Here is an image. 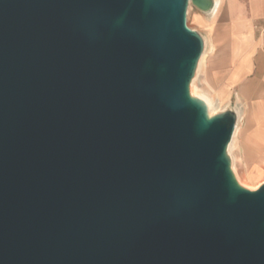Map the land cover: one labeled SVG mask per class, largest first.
Here are the masks:
<instances>
[{
  "label": "water",
  "instance_id": "95a60500",
  "mask_svg": "<svg viewBox=\"0 0 264 264\" xmlns=\"http://www.w3.org/2000/svg\"><path fill=\"white\" fill-rule=\"evenodd\" d=\"M216 0H0V264H264L235 107L191 92Z\"/></svg>",
  "mask_w": 264,
  "mask_h": 264
},
{
  "label": "crops",
  "instance_id": "0c3cea01",
  "mask_svg": "<svg viewBox=\"0 0 264 264\" xmlns=\"http://www.w3.org/2000/svg\"><path fill=\"white\" fill-rule=\"evenodd\" d=\"M216 1L211 13L191 6L189 22L213 38L228 69L215 92L243 111L234 150L248 165L252 151L264 150V0Z\"/></svg>",
  "mask_w": 264,
  "mask_h": 264
},
{
  "label": "rangeland",
  "instance_id": "374dc122",
  "mask_svg": "<svg viewBox=\"0 0 264 264\" xmlns=\"http://www.w3.org/2000/svg\"><path fill=\"white\" fill-rule=\"evenodd\" d=\"M189 25L194 27L192 24H190V22ZM202 33L204 34L206 32ZM204 36H208L207 38L209 40V45L207 55L201 69L202 71L200 72L199 78L196 82L195 92H197L198 94L203 91L209 92L213 97L219 98L223 102L224 107L236 108L235 103H232L228 98L223 100L222 96L220 94L217 95L215 92L225 79L224 74L226 73V71H228V69L222 68V65H224L222 62L223 59L221 56L215 53L213 38L207 34H205ZM199 82L201 83V85ZM233 154L236 158L237 172L245 183L256 187L259 183L262 184L264 182V150L255 149L254 151H252L251 154L253 155V157L250 159L251 163H249L248 165L242 164V158L237 155L235 150H233Z\"/></svg>",
  "mask_w": 264,
  "mask_h": 264
},
{
  "label": "bare ground",
  "instance_id": "6f19581e",
  "mask_svg": "<svg viewBox=\"0 0 264 264\" xmlns=\"http://www.w3.org/2000/svg\"><path fill=\"white\" fill-rule=\"evenodd\" d=\"M214 11H215V8L213 9L212 12H214ZM203 37H204V40H205V50H204V53H203V55H202V57L200 59V62H199V65H198V69H197V73H196V75H195V77H194V79L192 81V84H191V92H192L193 95L198 96V97L202 98L203 100H205V102L208 105L210 114L213 115V114H216L218 112L224 111L226 109V107L223 106V102L219 98L213 97L209 92L203 91L200 94L195 92L196 82H197V80L199 78L200 72L202 71L201 69H202L205 57L207 55L208 45H209V40L207 38L208 36L206 37V36L203 35ZM200 85H201V83H200ZM236 112H237V116H238L237 126H236V129H235L234 135H233V139H232V141H231V143L229 145V154L231 155V158H232V167H233V170H234L239 182L242 185H244L247 188L250 187V189L251 188L252 189H255V188L257 189L261 185L260 183H259L260 185L258 184L256 187H253L252 185H250L248 183H245L243 181V179L241 178V176L239 175V173L237 172V169H236V158H235V156L233 154V150H234L235 145H236L237 135H238L239 128H240V124H241V120H242V116H243V111H242L241 107H236Z\"/></svg>",
  "mask_w": 264,
  "mask_h": 264
}]
</instances>
